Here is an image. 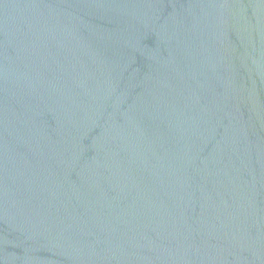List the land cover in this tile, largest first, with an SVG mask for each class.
<instances>
[{"label": "water", "instance_id": "1", "mask_svg": "<svg viewBox=\"0 0 264 264\" xmlns=\"http://www.w3.org/2000/svg\"><path fill=\"white\" fill-rule=\"evenodd\" d=\"M0 264H264V0H0Z\"/></svg>", "mask_w": 264, "mask_h": 264}]
</instances>
